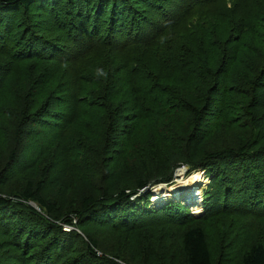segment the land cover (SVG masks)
I'll use <instances>...</instances> for the list:
<instances>
[{
    "label": "trees",
    "instance_id": "16d2710c",
    "mask_svg": "<svg viewBox=\"0 0 264 264\" xmlns=\"http://www.w3.org/2000/svg\"><path fill=\"white\" fill-rule=\"evenodd\" d=\"M212 1L175 11L178 0H0V264H136L100 243L105 232L132 239L136 231H146L143 261L157 245L171 251L174 238L183 264H215L210 223L219 250L242 249L240 225L264 223V0L223 10L210 9ZM197 80L206 93L181 85ZM180 112L190 118L179 145L161 122ZM162 134L160 142L183 151L173 158L188 173L209 177L199 218L177 199L151 207L152 189L172 185L177 168L153 143L144 173L119 187L133 140ZM209 136L214 144L201 155ZM64 146L56 162L50 150ZM85 154L96 157L94 175L81 177L92 192L69 213L45 192L60 189L64 158ZM38 166L39 178L12 194L19 202L7 200L2 188ZM220 252L218 264H232ZM241 254L238 264H264V242Z\"/></svg>",
    "mask_w": 264,
    "mask_h": 264
},
{
    "label": "rangeland",
    "instance_id": "374dc122",
    "mask_svg": "<svg viewBox=\"0 0 264 264\" xmlns=\"http://www.w3.org/2000/svg\"><path fill=\"white\" fill-rule=\"evenodd\" d=\"M230 1L238 2V3H245V2H250L251 0H214L210 2V9L223 10L229 5ZM257 1L259 0H255V3ZM178 2L179 3H176L173 6L175 11L181 10V5L186 6V5L192 4L194 0H178ZM261 26H262V29H264V23H262ZM200 82H201L200 80H197L191 84H181V85L187 88L192 86L191 87L192 94L195 93L196 89L197 91L202 92L204 94L208 90L207 89L205 90L204 89L205 84L200 83ZM189 118L190 116L188 114H186L185 112H180V113H176V114H172L168 116L166 120L161 122V125H162L163 130L167 132L169 136H174L175 138H178V143L180 145L181 144L180 137L186 135V133L189 131V127H188ZM147 126H148V123H143L141 125L143 129H147ZM207 127H210L209 122L207 124ZM65 131L66 130H62L61 135H63ZM160 132L161 131L156 127L155 133L160 134ZM49 137L52 138V143H53L55 141L54 136L50 135ZM161 137H164V134L158 135V137L154 140H149V141H144V142H141L137 137L135 141L133 140L135 146L133 145L130 146L129 152L130 153L132 152V154L126 161L124 169H121L120 171L119 187L129 186V185L133 186L135 184V180L137 179L138 175H141L144 173V168H146L145 166L146 164L144 161L143 152L146 153L147 150L151 147L152 143L153 145H155L158 152L163 154V156H168V157L170 156V158H173L175 154L179 155L183 152V151L180 152L179 149H174L170 145H165L162 142H160L159 139L161 140ZM183 144H184V141H183ZM213 144L214 143H211L210 136L207 137L203 144V148L200 152L201 155L205 151L210 149L209 145H213ZM182 145L180 147H183ZM66 150L67 149L64 146L63 152L61 151L59 152V154H57L58 152L56 148L51 149L50 152H52V154L53 153L56 154V156L55 157L53 156V157H54V160L58 162L59 161L58 156L64 155V152H66ZM64 159H65V162L61 164L60 167H62V170H61L62 172L65 171L66 178H63L64 175L61 174V171H60L59 176L62 178V183H61V186L59 187L60 189H54L53 187H49L47 188L45 195L51 200H56V202L60 203V205L63 206L66 211L71 213L75 209V207L78 206L80 198L84 194L92 192L91 189L88 187L87 182L81 180V177L84 176V174L91 175V176L94 175L91 172L90 168L92 166L97 167V165L96 164L91 165L89 164V162L94 163L96 157L93 155L91 156L86 155V159L84 160H81V159L80 160H76V159L66 160V158ZM173 160L176 161L175 166H177V168L173 175V179H172L173 184L170 186L175 185L176 187H174L173 189L168 188L167 192L172 191L170 197L172 196L173 198H177L181 196V193L187 192L186 195H188L190 193L188 189L192 183H196V185L200 184V186L199 187L196 186L194 190V192L197 193L195 194V196L200 195L198 205L193 206L190 200L188 201L183 200V199L178 200L180 202H183L185 205L191 208V213L194 215L195 219L199 218L203 215L204 202L206 201L205 194L210 184L209 177L206 174V171L205 170L202 171L201 169L196 171V174H199V175H195V174L192 175L191 173H188L190 170H187L188 169L187 165L184 164L183 161H181L182 158H180L179 156H175ZM49 161H50L49 156H47V158L41 161V166L44 167L45 165H49L50 163ZM66 169H68V172H66ZM179 169L186 170V172L180 170V172L177 173V170ZM164 170L166 173V169ZM186 173L188 174L185 175ZM159 175L160 173H158L156 176L158 177ZM39 176H40V167L38 166V170L31 171L25 175L17 177L15 180L11 181L5 188H2V192L5 193L4 197H6L7 200L11 199V200H15L16 202H19L16 199H13L15 197H12V194L13 193L18 194L19 191L22 190L27 180L29 179L36 180L39 178ZM176 176H177V179H176ZM198 181H200V183H198ZM166 186H167L166 184H160L159 187L155 186L152 190L155 191V195L156 193L157 195H161L163 193L162 189ZM148 190H150V188H147L143 190L142 192H147ZM150 204H151V207H157V203L154 202V198H152V200L150 201ZM74 222L76 223V221ZM222 222L223 224L220 226L227 227V225L231 224L233 220L232 218L228 220L222 219ZM65 226L66 225H64V227ZM240 226L247 228V232L245 235V242H244L242 249L249 246L250 244L254 242H262V241L264 242V223H258V222L252 221V222H247V226H244V225H240ZM70 228H71V231L74 230V227H70ZM169 228L171 229V232H172L170 237L176 236L177 235L175 232L176 230H174L172 226H170ZM214 228H215L214 223H210V227H208V231H207V235L210 236V239H211V244L215 246V248H217L216 251L218 250L214 254V263L215 264L219 263L218 261L219 257L223 253L220 251L222 250L224 251V254H226V256H224L221 259L222 262L226 263L230 259L232 264H238L242 257L241 244L239 245L238 243H236V245H234L232 249H230V245L228 244V247L226 248L222 247L221 250H219V248L221 247V244H219V236L214 231ZM101 231L102 230L99 229L98 227L91 228V233L93 234L100 233ZM145 234H146V231H139V232L136 231V233H134V237H131L132 239H130L124 236L120 237L117 234H115L116 236L113 237L108 232H105L104 237L106 238L101 240L100 243H101V246L106 250H109L112 252H119V253H123L127 255L136 264H183L184 263V259L180 253L178 242L174 238H172V242L174 246L171 249V251H166V250L162 251L163 245H160V246L157 245L155 246L154 249L151 250V254H149L148 258L145 261H143L144 260L143 257L138 258L145 244L144 242ZM158 238L160 239V237L157 235L153 236L151 240L152 243L156 242ZM158 243H159V240H158ZM219 252L220 254H218Z\"/></svg>",
    "mask_w": 264,
    "mask_h": 264
},
{
    "label": "bare ground",
    "instance_id": "6f19581e",
    "mask_svg": "<svg viewBox=\"0 0 264 264\" xmlns=\"http://www.w3.org/2000/svg\"><path fill=\"white\" fill-rule=\"evenodd\" d=\"M180 170L181 169H179V170H177V173L178 172H180ZM181 171H185L186 172V170H181ZM193 174H195V175H199V174H196V173H193ZM192 174V175H193ZM176 179H177V176H176ZM176 179H175V181H176ZM201 180V179H200ZM205 181V180H204ZM190 182V181H189ZM198 183H200V181H198ZM205 183V182H204ZM182 185V184H181ZM196 186H200V184H198V185H196V183H192L190 186H189V191H190V193L188 194V195H186V193H181V196H179V197H177V198H173L172 196L170 197V195H171V192L172 191H168L167 192V190H168V188L169 189H173L174 187H176L175 185L174 186H166V187H164L163 189H162V194L161 195H157V193H156V195H155V191H154V194H153V196H154V202H156L157 204H160V203H165V202H167V201H169V200H171V199H178V200H190L191 201V203L193 202V201H197L199 198H200V195H196L195 196V194H197L196 192H194V190H195V187ZM156 187H159V185L158 186H156ZM194 203V202H193Z\"/></svg>",
    "mask_w": 264,
    "mask_h": 264
},
{
    "label": "built area",
    "instance_id": "2783aa9c",
    "mask_svg": "<svg viewBox=\"0 0 264 264\" xmlns=\"http://www.w3.org/2000/svg\"><path fill=\"white\" fill-rule=\"evenodd\" d=\"M188 170V169H187ZM186 175V174H185ZM64 231H71V228L70 227H68V226H65L64 227Z\"/></svg>",
    "mask_w": 264,
    "mask_h": 264
},
{
    "label": "water",
    "instance_id": "95a60500",
    "mask_svg": "<svg viewBox=\"0 0 264 264\" xmlns=\"http://www.w3.org/2000/svg\"><path fill=\"white\" fill-rule=\"evenodd\" d=\"M188 168V167H187Z\"/></svg>",
    "mask_w": 264,
    "mask_h": 264
}]
</instances>
